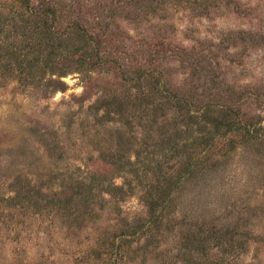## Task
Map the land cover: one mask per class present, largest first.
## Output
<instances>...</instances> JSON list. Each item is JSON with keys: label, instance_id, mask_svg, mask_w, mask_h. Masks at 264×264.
I'll list each match as a JSON object with an SVG mask.
<instances>
[{"label": "rangeland", "instance_id": "374dc122", "mask_svg": "<svg viewBox=\"0 0 264 264\" xmlns=\"http://www.w3.org/2000/svg\"><path fill=\"white\" fill-rule=\"evenodd\" d=\"M56 1L77 4V20L104 26L109 39L127 44L130 55L120 56L114 66L66 74L64 91L22 88L0 79V264H76L73 252L90 250L88 239L99 230L89 218L65 209L36 214L32 201L17 208L6 198L14 195L19 182L42 180L44 186H56L58 179L50 178L60 179L62 172L76 166L82 170L108 166L126 151L127 141L134 152L142 138L138 132L151 122L152 112L143 120L135 113L131 120L138 132L123 127L119 140L116 127L122 125L94 123V108L89 107L95 100H134L130 92L142 89L122 78L129 64L162 70L164 88L191 91L194 102L226 105L258 135L247 141L234 134L232 142L221 141L204 171L180 192L167 222L150 236L128 240L121 258L115 259L117 264H196L219 257L230 264H264V128H259L264 125V0ZM147 87L144 91L150 92ZM150 100L152 106L157 101L163 106L154 114L159 120L152 129L156 140L161 112L171 121L174 109L171 100L158 93L152 92ZM104 139L107 160L100 151ZM115 181L120 183L121 178ZM139 194L137 190L120 202L123 213L145 212ZM114 221L102 217L107 237ZM195 222L205 233L212 226L238 232V241L231 247L225 235L220 240L211 235L204 242L207 250L190 253L185 233L187 227L195 228ZM224 247L228 253H223ZM102 258L110 264L114 257ZM101 260L85 264H106Z\"/></svg>", "mask_w": 264, "mask_h": 264}, {"label": "trees", "instance_id": "16d2710c", "mask_svg": "<svg viewBox=\"0 0 264 264\" xmlns=\"http://www.w3.org/2000/svg\"><path fill=\"white\" fill-rule=\"evenodd\" d=\"M79 11L80 7L72 2L61 5L56 0H0V79L13 81L22 88L64 91L66 83L63 77L66 74H87L101 66L116 65L120 56L129 58L130 48L125 42L109 39L104 26L77 20ZM137 65L129 64L124 77L121 76L125 82L142 89L136 94L130 92L134 100H95L89 105L94 108V123L110 121L122 125L120 131L116 127L119 140L123 127H127L132 134L138 132L132 126V117L143 120L152 112L151 122L144 129L141 128L144 134L141 130L138 132L142 138L138 139L139 145L134 152L131 142L127 141L129 146L126 151H120V155L108 166L104 164L83 170L76 166L72 171L62 172L61 180L57 176L51 177L50 180L58 179L56 186H44L42 180H37L40 184L19 182L14 195L6 198L11 206L17 208L25 207V202L32 201L31 206L36 214L45 210L49 213L65 209L89 218L99 231L95 237L88 239L92 242L88 252L81 249L73 252L72 258L76 264H85L90 259H102L107 264V259L102 258L106 254L114 257L110 264H117L115 259L117 256L121 258L129 246L128 240L150 236L153 229L161 228L167 222L169 212L176 210V198L198 172L204 171L207 167L205 163L221 141L232 142L234 134H239L245 140H254L258 135L253 126L226 105L217 101L194 102L195 93L190 94L191 91L186 94L170 87L165 89L166 79L162 70ZM144 86H148L150 92L144 91ZM152 92L158 93L161 99L171 100L174 109L171 121L161 112L163 120L158 127L159 132L156 130V140L153 139L152 129L159 120L154 114L163 106L158 101V107L152 106ZM125 113L131 116H122ZM136 125L139 126L138 123ZM259 128H264V125ZM102 142L101 157L107 160V140ZM174 160L175 163L171 165L170 162ZM118 177L121 178L120 183L115 181ZM137 190L140 193L138 197L146 207L145 212L142 215H127L123 213L120 202ZM103 216L115 220L111 225L110 237H107L104 222L101 224ZM200 227L197 223L196 230H191L190 226L186 228L184 243L190 253L207 250L204 242L211 235L219 240L225 235L224 239L231 247L238 241V232L223 231L212 226L205 233ZM226 249L224 247L223 253L229 252ZM196 264H230V261L219 257L206 263L198 260Z\"/></svg>", "mask_w": 264, "mask_h": 264}]
</instances>
